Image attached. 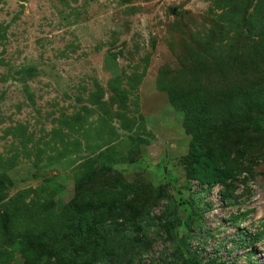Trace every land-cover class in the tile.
Wrapping results in <instances>:
<instances>
[{
    "label": "rangeland",
    "instance_id": "rangeland-1",
    "mask_svg": "<svg viewBox=\"0 0 264 264\" xmlns=\"http://www.w3.org/2000/svg\"><path fill=\"white\" fill-rule=\"evenodd\" d=\"M192 256L264 264V0H0V264Z\"/></svg>",
    "mask_w": 264,
    "mask_h": 264
},
{
    "label": "trees",
    "instance_id": "trees-1",
    "mask_svg": "<svg viewBox=\"0 0 264 264\" xmlns=\"http://www.w3.org/2000/svg\"><path fill=\"white\" fill-rule=\"evenodd\" d=\"M214 176H219L220 181H224L225 178L227 177L225 174L223 175V173H218L217 171L214 172ZM194 219L196 220V219H197V216H195ZM190 260H191L193 263H195V264H199V263H200L199 260H198V258H197L196 256H194V257L192 256V257L190 258ZM214 264H216V263H214Z\"/></svg>",
    "mask_w": 264,
    "mask_h": 264
}]
</instances>
